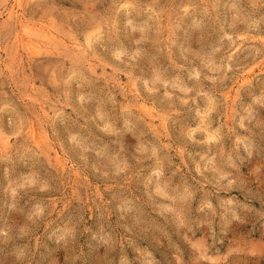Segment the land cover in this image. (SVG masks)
I'll return each instance as SVG.
<instances>
[{
  "label": "rangeland",
  "instance_id": "1",
  "mask_svg": "<svg viewBox=\"0 0 264 264\" xmlns=\"http://www.w3.org/2000/svg\"><path fill=\"white\" fill-rule=\"evenodd\" d=\"M262 119L264 0H0V231L13 239L102 228L125 201L147 217L157 167L196 166L182 134L214 164L253 135L264 145ZM125 241L142 264H170L153 236Z\"/></svg>",
  "mask_w": 264,
  "mask_h": 264
},
{
  "label": "clouds",
  "instance_id": "2",
  "mask_svg": "<svg viewBox=\"0 0 264 264\" xmlns=\"http://www.w3.org/2000/svg\"><path fill=\"white\" fill-rule=\"evenodd\" d=\"M253 132H264V119ZM181 139L185 155L198 158L196 166L179 177L157 167L147 190L141 188L142 199L151 206L149 216L135 214L125 201L111 206V218L102 228L70 222L52 235L21 228L15 239L0 231V264H142L134 249L120 242L134 230L166 247L170 264H259L264 259V145L253 135L242 151L210 164L199 157L190 134ZM244 228L246 232H237ZM256 237L259 243H246ZM197 238L201 246L192 247L189 241ZM153 264L160 261L155 258Z\"/></svg>",
  "mask_w": 264,
  "mask_h": 264
},
{
  "label": "bare ground",
  "instance_id": "3",
  "mask_svg": "<svg viewBox=\"0 0 264 264\" xmlns=\"http://www.w3.org/2000/svg\"><path fill=\"white\" fill-rule=\"evenodd\" d=\"M26 32V31H25ZM27 33H29V32H27Z\"/></svg>",
  "mask_w": 264,
  "mask_h": 264
}]
</instances>
